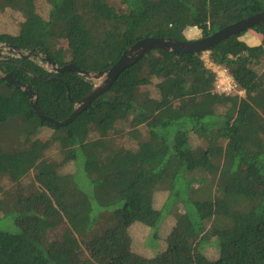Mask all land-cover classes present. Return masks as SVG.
I'll list each match as a JSON object with an SVG mask.
<instances>
[{
	"label": "trees",
	"instance_id": "obj_1",
	"mask_svg": "<svg viewBox=\"0 0 264 264\" xmlns=\"http://www.w3.org/2000/svg\"><path fill=\"white\" fill-rule=\"evenodd\" d=\"M47 2L43 16L35 0H0V12L24 16L15 33L0 32V44L44 56H2L11 60L0 59V71L36 91L56 120L67 119L94 82L50 71L45 57L101 71L142 38L187 40L194 27L203 37L264 10V0ZM252 28L262 34L258 45L241 39L243 30L207 49L244 96L213 91L216 73L203 52L153 48L71 123L55 126L0 76V130L21 124L25 144L44 126L56 131L45 143L0 147V189L12 201L0 218L18 227L0 226V264H264V25ZM4 179L12 187H2ZM167 217L175 221L159 242ZM135 225L152 231V255L134 249ZM210 244L217 259L204 251Z\"/></svg>",
	"mask_w": 264,
	"mask_h": 264
},
{
	"label": "water",
	"instance_id": "obj_2",
	"mask_svg": "<svg viewBox=\"0 0 264 264\" xmlns=\"http://www.w3.org/2000/svg\"><path fill=\"white\" fill-rule=\"evenodd\" d=\"M256 24L264 25V10L256 14L246 16L222 29H219L207 36H203L197 39L178 40L171 37H145L128 47L120 57V59L111 67L101 71H88L79 68L74 63H68L63 66H59L50 57H45L43 66L54 73H63L65 71H76L77 73L85 76L89 80L94 82L92 89L80 100L74 103V110L72 114L65 120H56L46 115L38 105V95L29 85L23 83L20 80L15 79L11 73H3L0 71V76L9 82L15 84L16 87L23 89L29 96L34 111L38 116L43 119L49 120L55 126H64L71 123L96 97L104 93L119 74L127 67L133 65L137 61L141 60L151 49L162 48L169 51L178 53L189 52H203L207 50L213 44L225 39L226 37L252 28ZM4 52H9L12 57H33L37 59L44 58L43 54L36 53L34 51H26L17 45L3 43L0 44V59H9L10 57H2ZM41 79H49L42 76H37Z\"/></svg>",
	"mask_w": 264,
	"mask_h": 264
},
{
	"label": "rangeland",
	"instance_id": "obj_3",
	"mask_svg": "<svg viewBox=\"0 0 264 264\" xmlns=\"http://www.w3.org/2000/svg\"><path fill=\"white\" fill-rule=\"evenodd\" d=\"M123 0H111L112 4L116 5V6H121ZM36 5H37V9L38 11L43 15L46 16L48 14V10H49V4L47 2V0H35ZM24 20V16L22 15L21 12L14 10L11 7H7L5 10L0 12V32H9V33H15L18 28H19V24L21 21ZM193 31L192 30H195ZM252 32H254L255 34H258V36L260 38H262V34L257 33L253 28H250L248 30H246L244 32L243 37L245 39H249L250 38V34H252ZM191 33V34H190ZM202 36V32L199 28L194 27V28H188L186 31V37L188 39H197L200 38ZM60 38L62 39L63 42H65V35H60ZM207 50L203 51L202 56L203 58L206 59V64L208 66H211L210 61L208 60V56H207ZM2 56H12L9 52H4ZM264 68V59L261 61V66H260V70H262ZM153 95H156V92L153 93ZM20 125L12 123L8 126H6L5 128H2L0 130V147L4 148V149H16L19 150L21 148H25L26 145L30 144L32 141L35 140H39L41 142L47 141L48 139H50L51 136H54L56 134V131L49 127V126H44L42 127L39 132L33 134L30 136L29 140L30 142H27L25 144V136L23 133L19 132L20 129ZM60 151V145L58 143H54L51 148L47 151L48 152V156L55 158L58 156V152ZM68 171H74L73 166H68L65 168ZM10 184V181L8 179H4L2 181V187L4 186H8V187H12V184ZM5 189H8L7 187H5ZM1 189H0V217H2L5 212H8L9 210H11V205H12V201L5 199L6 197L3 196V194L1 193ZM164 201V196L163 194H158L157 196V204H162ZM175 221V218H168L166 219L165 223L160 226V228L158 229V236H159V242H160V236H165L166 234H168L169 229L171 228V226L173 225ZM3 225L5 227V229H8L10 232L15 233L18 231V227L16 226L13 217L11 218H0V226ZM150 228L149 227H138V226H133L131 229V235L137 239V242L134 244V249H136L138 252H144L147 255H152V246H150ZM152 232V231H151ZM151 247H149V246ZM206 255L210 258V259H217L219 257V251L216 247V245H208L205 249H204Z\"/></svg>",
	"mask_w": 264,
	"mask_h": 264
},
{
	"label": "built area",
	"instance_id": "obj_4",
	"mask_svg": "<svg viewBox=\"0 0 264 264\" xmlns=\"http://www.w3.org/2000/svg\"><path fill=\"white\" fill-rule=\"evenodd\" d=\"M207 54V58L210 61L211 66L206 65L216 73L213 91L224 95L244 96L245 90L241 88L230 70L226 66L215 63L210 58L209 50H207ZM204 60L206 61L205 58Z\"/></svg>",
	"mask_w": 264,
	"mask_h": 264
},
{
	"label": "crops",
	"instance_id": "obj_5",
	"mask_svg": "<svg viewBox=\"0 0 264 264\" xmlns=\"http://www.w3.org/2000/svg\"><path fill=\"white\" fill-rule=\"evenodd\" d=\"M244 39L246 42H248L250 45H258L261 42V39L258 34H255L254 32H252V34H250V38L245 39V38H241Z\"/></svg>",
	"mask_w": 264,
	"mask_h": 264
}]
</instances>
